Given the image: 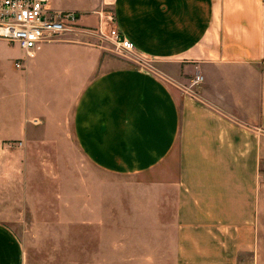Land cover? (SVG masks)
Listing matches in <instances>:
<instances>
[{"label":"crops","instance_id":"0c3cea01","mask_svg":"<svg viewBox=\"0 0 264 264\" xmlns=\"http://www.w3.org/2000/svg\"><path fill=\"white\" fill-rule=\"evenodd\" d=\"M48 8L76 23L33 58L0 40V189L29 176L32 158L74 149L89 164L78 221L106 222V213L110 221L111 178L122 180L120 215L147 239L152 260L264 264V0H49ZM109 16L137 53L201 80L179 93L148 70L110 68L97 41ZM1 220L0 264H26Z\"/></svg>","mask_w":264,"mask_h":264},{"label":"rangeland","instance_id":"374dc122","mask_svg":"<svg viewBox=\"0 0 264 264\" xmlns=\"http://www.w3.org/2000/svg\"><path fill=\"white\" fill-rule=\"evenodd\" d=\"M112 27L107 20L104 35L97 39L110 68L148 70L179 93L192 88L195 78L189 83L181 74L175 73L179 69L177 63L147 58L135 50L116 49L106 37ZM6 161L19 165L17 158ZM88 165L74 149L64 152L58 146V158H32L29 176L25 177L21 172L10 182L16 186L7 183L0 189L1 221L22 242L26 264H151L155 261L160 264L161 255L158 259L154 256L152 260L147 252L150 250L146 246L147 239L138 236L134 223L127 222L120 215L126 213V209L119 205L128 187L125 181L111 178L110 221L107 220L108 213L105 215L106 222L77 220L88 210ZM96 178L94 182H97ZM26 182L29 184L26 185ZM90 188L93 190L92 185ZM94 189L95 194L102 193V190ZM95 202L102 201L96 198ZM97 206V212L102 217V206Z\"/></svg>","mask_w":264,"mask_h":264},{"label":"built area","instance_id":"2783aa9c","mask_svg":"<svg viewBox=\"0 0 264 264\" xmlns=\"http://www.w3.org/2000/svg\"><path fill=\"white\" fill-rule=\"evenodd\" d=\"M49 0H0V40L18 45L24 58L31 59L46 42L56 41L76 23L74 13H62L48 8ZM114 25L113 16L107 18ZM103 34H101L102 36ZM116 49L135 50L134 45L114 27L106 36ZM16 68L21 64L16 62ZM201 80L196 77L193 85Z\"/></svg>","mask_w":264,"mask_h":264}]
</instances>
